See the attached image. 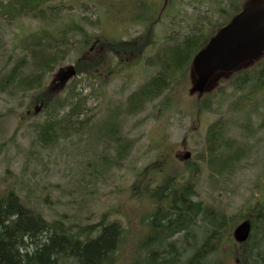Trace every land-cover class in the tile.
Returning <instances> with one entry per match:
<instances>
[{
  "label": "trees",
  "instance_id": "obj_1",
  "mask_svg": "<svg viewBox=\"0 0 264 264\" xmlns=\"http://www.w3.org/2000/svg\"><path fill=\"white\" fill-rule=\"evenodd\" d=\"M242 1L236 0V4ZM94 4L105 15L117 6L121 11H130L129 25L139 24L143 33L126 42L89 33L86 26L100 28V24L85 16L80 17L83 18L80 23L70 14L75 7L73 0L62 4L58 0H8V4L0 0V23L9 27L20 23L14 41L19 44L13 48L0 24V60L9 66L14 59L9 71L0 75V93L11 97L22 95L27 98L30 117L37 119L44 115L43 120L31 126L34 144L48 149L62 140L90 136L91 149H100L97 157L107 171L124 165L134 146V141L122 130L120 115L137 116L174 87L187 85L194 56L224 25L221 19L226 8L220 0H197L194 6L204 7L205 12L199 14L193 9L191 17L182 16V25L175 24L168 37L157 40L156 27L165 11L171 10L172 1L167 0L163 11L164 0H111L103 5ZM81 7L89 10L93 6L82 3ZM27 19L41 26L28 33L23 26ZM71 53L75 54L72 61L77 70L75 81L66 95L48 98L42 91L45 78ZM115 56L120 57L118 68L129 59L127 67L143 64L154 73L123 104L113 107L94 131L91 128L86 131L91 119L86 115L88 96L77 92L81 83L77 78L81 75L93 78V72L105 68V63L113 61ZM226 86L233 87L235 95L240 94L232 104L235 113L244 112L248 119L264 115L260 112L264 107V61L238 73ZM224 87L193 103L198 120L213 111V98ZM260 98L263 103H259ZM174 102L166 98L163 112L171 113ZM240 128L248 137L254 133L249 120ZM228 133L225 120L217 119L208 128L202 151L193 161L185 162L186 168L171 172L166 169L167 163L163 166L153 163L137 172L129 189L130 202L147 206L137 233L111 220L109 211L95 223L70 222L65 216L49 221L26 206L16 187L8 188L0 194V264H264V203L255 212L252 208L228 216L224 208L199 198L198 184L194 181V175L199 176L205 165L209 183L221 187L225 176L233 174L246 159L240 141ZM153 177L158 182L156 186ZM243 220L250 221L252 232L246 242L238 244L232 226ZM227 246L231 248L224 251Z\"/></svg>",
  "mask_w": 264,
  "mask_h": 264
},
{
  "label": "rangeland",
  "instance_id": "obj_2",
  "mask_svg": "<svg viewBox=\"0 0 264 264\" xmlns=\"http://www.w3.org/2000/svg\"><path fill=\"white\" fill-rule=\"evenodd\" d=\"M69 1L58 0V4ZM93 1L91 5L88 3L93 7L85 10L81 9V4L85 1L78 0L70 13L78 18L80 23L83 19L80 17L85 16L100 24V28L86 26L85 29L89 33L128 40L142 30L139 24L127 28L132 18L130 11H121L117 6L111 7L109 14L105 15L102 9H96L94 3L103 5L105 1L111 0ZM170 1L171 10H166L165 15L162 13L163 16L156 27L157 40L168 37L175 24L182 25V16L191 17L193 9L199 14L205 12L204 7L194 6L197 0ZM19 26L20 23L12 31H19ZM23 26L29 33L36 31L41 24L27 19ZM6 40L10 39L7 37ZM74 57V53L69 54L68 58L45 78L42 91L48 98L66 95L67 89L75 81V78L71 79L63 88L58 76L59 72L65 74L69 71ZM129 61L128 59V62H123L125 66L121 65L119 68L118 63L121 62L105 63L107 68H97L93 72L95 77L89 79L81 75L77 78L81 81L77 92L88 96L86 115L91 119L86 131L89 128L94 131L95 127L108 117L113 107L119 103L123 104L125 99L154 73L143 64L127 67ZM13 62L14 59L6 66V61L0 60L1 76L9 71ZM189 88L190 82L187 80L186 86H176L166 93V98L175 100L171 113L163 112L166 99L164 97L151 103L137 116L120 115L122 130L134 141V146L124 165L107 171L97 157L100 149H91L90 136L62 140L48 149L34 144L35 133L31 126L34 122L43 120L44 115L37 119L32 118L26 110V97L20 94L11 97L0 93V193L6 188L16 187L26 206L49 221L65 216L66 221L70 222L95 223L103 213L109 211L112 213L111 220H117L128 230L130 228L137 233L140 229V217L147 210L145 204L130 202L129 189L137 172L143 171L153 163L161 166L167 163L166 169L171 172L186 168L182 157L190 152V161H193L204 147L209 126L221 118L227 124L228 135L240 141L246 159L233 174L225 176V181L220 183L221 187L216 183H209V171L203 164L200 175H194L199 198L210 205L224 208L228 216L242 214L252 208L255 212L264 203V115H254L252 119H248L244 112L235 113L232 104L240 94L235 95L233 87L226 86L221 94L213 98V111L205 113L198 120L196 109L193 108V103L198 101L189 96ZM259 103H263L262 98ZM260 112L264 113V107ZM248 120L254 128L251 137L240 128V125ZM155 182L156 177H153L152 183ZM239 223L240 221L234 223L233 230ZM256 230L259 231L258 226ZM229 248L231 247L227 246L223 249L226 251ZM125 256L127 258L128 253ZM233 263L237 261L233 260Z\"/></svg>",
  "mask_w": 264,
  "mask_h": 264
},
{
  "label": "water",
  "instance_id": "obj_3",
  "mask_svg": "<svg viewBox=\"0 0 264 264\" xmlns=\"http://www.w3.org/2000/svg\"><path fill=\"white\" fill-rule=\"evenodd\" d=\"M263 52L264 5L249 3L193 58L189 94L200 99L214 91L222 78L228 80L233 73L251 67ZM74 75L75 71H72L67 80ZM190 157L187 152L183 159L189 160ZM250 232V223H241L234 231L236 242L247 241Z\"/></svg>",
  "mask_w": 264,
  "mask_h": 264
},
{
  "label": "flooded vegetation",
  "instance_id": "obj_4",
  "mask_svg": "<svg viewBox=\"0 0 264 264\" xmlns=\"http://www.w3.org/2000/svg\"><path fill=\"white\" fill-rule=\"evenodd\" d=\"M220 1L222 2L223 7L226 8L224 10V12L226 11V14L221 19V22L223 21L224 24L225 23L227 24L233 17H235L237 14H239L242 11V9L245 7L244 5L247 4L250 0H243L241 2L242 4L239 3L238 5L236 4V0H220ZM6 4H8V0H6ZM237 9H239L237 12H234V13L229 12L231 10L235 11ZM22 20H24V19H22ZM0 24L3 28V33H4L5 38L8 37L10 39L9 41H7L10 44V46L13 48L16 45H18L19 43L14 44V41L17 39L16 35L19 34V31H16V33L12 31L13 29L17 28V25L15 27H10V29H9L8 25H6L2 22ZM19 41L22 42L23 38H21V40H19Z\"/></svg>",
  "mask_w": 264,
  "mask_h": 264
}]
</instances>
